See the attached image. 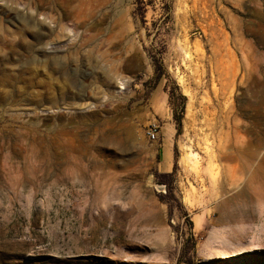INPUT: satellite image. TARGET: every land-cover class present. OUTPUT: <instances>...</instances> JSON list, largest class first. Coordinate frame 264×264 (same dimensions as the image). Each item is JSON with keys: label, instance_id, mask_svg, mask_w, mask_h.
<instances>
[{"label": "rangeland", "instance_id": "obj_1", "mask_svg": "<svg viewBox=\"0 0 264 264\" xmlns=\"http://www.w3.org/2000/svg\"><path fill=\"white\" fill-rule=\"evenodd\" d=\"M31 1L0 0L9 39L19 15L45 22L44 44L25 33L8 66L73 84L57 109L0 98V264H264V0H91L64 31ZM67 52L68 82L43 63Z\"/></svg>", "mask_w": 264, "mask_h": 264}, {"label": "bare ground", "instance_id": "obj_2", "mask_svg": "<svg viewBox=\"0 0 264 264\" xmlns=\"http://www.w3.org/2000/svg\"><path fill=\"white\" fill-rule=\"evenodd\" d=\"M44 3L50 4L52 6H57V7L59 6V8L62 10V17L63 18L53 20L52 18H54V16H52L50 14L45 15L44 13H42L41 7ZM90 4H91V0H88V1L87 0H32L29 3V5H27L28 6L27 8H28V10H32L33 12H35V15H44L45 17H47V19L50 20V23H53L54 25H56L60 31H64L66 28L63 25V19H69V18L71 19V18H75V17L76 18L82 17L83 19L91 18L90 16L86 17L84 15L87 13L88 14L92 13V10H89L90 9L89 8L88 10H86L87 12L85 13L84 12L85 10L83 9V7L85 5H90ZM253 5L255 8H256V6H258V4H256V3H254ZM254 12L258 13L259 10L256 8L254 10ZM7 22H8V20H7ZM17 25L19 27H21L20 28L21 32L19 34H21L22 37L17 36V37H13V38L9 39L8 38L9 30L3 24H1V20H0V33H1V38H0V78L5 83H7V85L11 86V92L10 91H5V92L1 91L0 98L6 99L9 96L13 95L15 92H17L18 93L17 95H19V96L30 95L31 97L33 96V97L37 98L35 101V104H34L36 107H43L44 104H49L51 106L50 109H57V108H59L58 106H60L61 101L65 100L67 98V91L66 90L68 89V87L72 86V84H73L71 82H68V79L70 77L69 76L70 74L68 72H69V65H70V63L74 62L75 55L71 52L70 53L67 52L66 55H58V54L56 55V54L52 53L54 55H51L48 58L49 64L47 63L46 58H45V60H43L44 64L46 63V65H50V67H53V69L56 72H58L61 76H63V78L68 82L66 84V87L65 86L64 87L59 86V84L57 82H55L54 79L50 76L49 77L46 76L44 78V80H37V74H36L35 70L31 67H24L23 69H20L16 73L13 72L12 67L8 66L9 61L11 59V56L13 54H16L19 51H23L25 48L29 49V47L27 46V44L25 43V41L23 39V35L25 33L31 34L32 37H34L35 43L37 45L44 44L43 40L46 37V34L43 31V28H45V22H39V21L35 20V17H33L32 15H30L28 13L25 15H19L18 16ZM254 25L257 27L256 28V34L258 36V40L261 44L264 45V25L263 24H254ZM245 27H246L248 32H254L253 24L251 21L247 22L245 24ZM1 30H2V32H1ZM51 31L52 30L48 27L47 33L49 34ZM234 77L235 76H233L232 81L235 80ZM250 77H252V76H250L249 69H247L246 67H243V75L241 76L240 81L241 82L242 81H248V79ZM20 81L23 83V86L16 88L15 83L20 82ZM212 83H213V81H212ZM207 84H208V82L204 81L201 77L196 79V81H195L196 87L201 88V89L205 88L207 86ZM31 88H37L36 92L34 94L31 93V91H30ZM74 88H76V86ZM214 95L216 97H218L216 89H214ZM81 96H82V94H80V96L78 95V98H77L78 101H83V98ZM261 103H264V98L261 99ZM75 106H76V108H74V109L69 108V107H66V109L76 110L80 107V104H76ZM59 113H61V112H59ZM59 113H57L53 117H55V118H63V117L65 118L66 117L63 112H62V114H59ZM36 114H33L32 116H30V118H33L34 115H36ZM83 117H85V116H80V119ZM67 118L68 119H66V120L70 121L69 122V124H70L72 122V119L75 118V116L73 117V115L70 114V117L67 116ZM27 122L29 125L27 124ZM27 122L26 123L23 122L20 125V127L24 128V129H28V130L31 129L33 131H36L37 126H35V125L38 123L32 122L30 119ZM78 125H72L71 124V125H63V126H59V127H54L53 128L54 130H51V132H53V134H56V135L57 134L63 135V134H68V133H77L76 132L77 129L80 128ZM108 139H111L112 142L116 143L117 136H110V137H108ZM144 212H145V216H144L145 222L152 223L156 217L153 210H144ZM236 212H238V211H236ZM239 212H240L239 216L243 219L245 218L244 219L245 221L249 219V215L247 216L246 213L243 212V210L240 211V209H239ZM231 215L233 216V214H231ZM246 216H247V218H246ZM100 217H102V216L99 215L98 217L92 216L91 218H89V217L88 218L94 219L95 221L99 222ZM234 217L236 218V216H234ZM220 218H221V220H230V221L235 220V219H233V217L223 216L222 213L220 215Z\"/></svg>", "mask_w": 264, "mask_h": 264}, {"label": "built area", "instance_id": "obj_3", "mask_svg": "<svg viewBox=\"0 0 264 264\" xmlns=\"http://www.w3.org/2000/svg\"><path fill=\"white\" fill-rule=\"evenodd\" d=\"M158 131H159L158 126H156L155 124L150 125L146 130L148 139L150 141H155L158 137Z\"/></svg>", "mask_w": 264, "mask_h": 264}]
</instances>
